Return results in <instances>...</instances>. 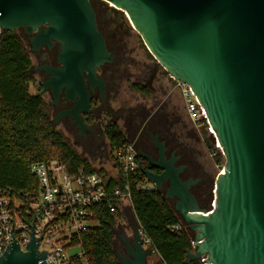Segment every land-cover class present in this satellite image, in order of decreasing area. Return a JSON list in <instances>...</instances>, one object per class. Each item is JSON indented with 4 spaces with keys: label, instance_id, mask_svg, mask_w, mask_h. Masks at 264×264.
<instances>
[{
    "label": "water",
    "instance_id": "water-1",
    "mask_svg": "<svg viewBox=\"0 0 264 264\" xmlns=\"http://www.w3.org/2000/svg\"><path fill=\"white\" fill-rule=\"evenodd\" d=\"M107 1L128 14L156 59L145 84L152 87L160 65L169 79L189 84L226 157L216 178V206L207 213L211 208L202 207L191 191L198 178H183L185 164L176 165L178 157L167 156L164 140L150 132L157 158L137 149L139 157L161 169L140 167L146 177L166 199L177 197L174 210L195 232L186 262L206 256L207 264H264V0ZM0 27L34 33L35 46L52 38L60 41L62 66L46 65L51 77L41 85L56 98L63 87L70 98L78 96L67 112L83 126L79 111L90 104L86 79L104 98L106 80L96 67L116 57L97 26L91 0H0ZM29 225L28 249L20 248L12 231L15 240L0 264H43L48 259L47 251L38 250L44 231L35 237L34 220ZM140 227L135 224L132 237L120 234L128 253L116 250L122 264H149L151 251L143 246Z\"/></svg>",
    "mask_w": 264,
    "mask_h": 264
},
{
    "label": "trees",
    "instance_id": "trees-1",
    "mask_svg": "<svg viewBox=\"0 0 264 264\" xmlns=\"http://www.w3.org/2000/svg\"><path fill=\"white\" fill-rule=\"evenodd\" d=\"M31 63L22 35L17 30L4 29L0 33V184L16 189H36L31 163L52 158L60 159L72 172L84 165L87 170L106 176L103 169L96 170L61 132L53 129L50 108L43 96L30 91L35 81ZM132 86L150 93L144 83ZM202 130L205 135H211L205 126ZM104 131L111 154L129 141L113 121L105 123ZM205 141L208 147L214 148L212 140L207 137ZM139 161L143 168L152 169L143 158L139 157ZM140 178L135 176L130 180L132 207L156 252L166 264H205L201 259L186 262L189 250L193 249L190 229L165 198L164 191L138 187ZM120 183L114 177L107 180L108 186ZM92 208L98 223L75 232L70 245L80 246L89 264H122L114 249V225L120 214L110 212L104 205Z\"/></svg>",
    "mask_w": 264,
    "mask_h": 264
},
{
    "label": "built area",
    "instance_id": "built-area-1",
    "mask_svg": "<svg viewBox=\"0 0 264 264\" xmlns=\"http://www.w3.org/2000/svg\"><path fill=\"white\" fill-rule=\"evenodd\" d=\"M3 30L0 27V33ZM174 80L182 94L189 119L197 128L205 126L215 135L206 109L192 87ZM217 147L222 149L221 145ZM111 160L116 172L106 176L98 171H89L84 165L72 172L58 158L34 161L30 165V172L36 178V189H16L0 184V256L15 238L23 251L28 249L26 244L31 241L29 231L32 230L29 224L34 220V236L41 237L44 231L38 244L39 251L48 252V259L43 264H89L82 248L70 243L75 232L98 223L94 220L92 207L104 205L112 213L123 205L132 207L130 180L135 176L141 177L138 187L144 190L155 189V184L149 181L141 169L135 140L115 148ZM112 177L121 183L108 186L107 180ZM215 206L216 191L207 213L212 212ZM28 221L29 224L26 223ZM174 228H179V225H174ZM140 231L143 246L149 248L151 254H158L142 227ZM191 242L194 248L193 238ZM75 246L79 249L71 252L70 249ZM201 260L207 264L206 256ZM156 264L166 263L159 255Z\"/></svg>",
    "mask_w": 264,
    "mask_h": 264
},
{
    "label": "rangeland",
    "instance_id": "rangeland-1",
    "mask_svg": "<svg viewBox=\"0 0 264 264\" xmlns=\"http://www.w3.org/2000/svg\"><path fill=\"white\" fill-rule=\"evenodd\" d=\"M130 27L131 30L125 37V46L119 49L117 60V64H119V60L125 62L126 68H121L118 73L115 71L116 64L109 66L110 92L104 114L107 120L117 123L131 141L136 140L137 133L129 130L126 120L133 117V115L138 120H143L149 113L154 112L153 118L163 116L172 124L173 129L176 128L175 130L182 135V140L188 145V156L185 152L184 154L189 162L195 163L197 168L194 177L198 178V183L195 185L194 190L198 193L200 205L208 208L215 198L217 174L223 169L226 157L222 149L217 147L216 141L213 140L214 135L212 133L210 136L205 135L202 130L203 127L197 128L189 119L182 94L176 87L175 80H169V72L164 66L160 67L157 78L152 85L156 88V91L150 90V93H143L133 88L134 83H144L145 78L151 73V68L154 67L156 59L144 43L139 32L132 24ZM112 72L117 74L112 75ZM30 91L31 93H37V84H32ZM46 104L48 105L47 102ZM55 129L61 132L64 139L81 153L96 170L103 169L106 175L116 172L111 164L110 145L106 136L103 137V142L98 147L89 151L81 147L82 142L75 143L74 140L77 138L74 136L69 138L62 125H57ZM207 137L214 143V148L207 146L205 141ZM200 189H204V191L200 193ZM171 205L173 206V204ZM117 212L120 216H118L114 225V249L115 251L124 252L120 234L125 232L131 236L132 230L138 221L133 208L128 204L120 207ZM186 226L188 227V225ZM191 234L194 238L195 232L191 231ZM78 249L79 247L75 246L70 250L74 252ZM158 260V254L157 256L155 254L149 256V264H156Z\"/></svg>",
    "mask_w": 264,
    "mask_h": 264
},
{
    "label": "flooded vegetation",
    "instance_id": "flooded-vegetation-1",
    "mask_svg": "<svg viewBox=\"0 0 264 264\" xmlns=\"http://www.w3.org/2000/svg\"><path fill=\"white\" fill-rule=\"evenodd\" d=\"M91 2L96 13L97 26L105 37L107 47L116 54V57L113 62H107L101 66L96 67L97 75L106 80L104 98L102 97L100 88L98 86L91 88L88 80L86 79L88 91L90 94V104L86 111H79L83 118V126L79 125L75 118L69 112H67L75 108L78 102V96H76V98L74 99L70 98L66 92V87H63L58 94V98H56L51 88L43 90V87L41 85V82L43 80L49 79L51 77V73L47 72V70L45 69L46 65H50L53 67L62 66L57 57L58 52L61 49L60 41L52 38L51 42H45L40 44L39 46H35L31 42V38L32 36H34V33H27L25 32L24 28L18 29L23 37L25 49L32 60L30 70L35 76L33 85L37 84V93L43 96L45 102H47L50 107L53 129H55L57 125H62L65 133L69 138H73L74 136L75 138H77L74 140L75 143L82 142L81 147L84 150L89 151H92L93 149L98 147L103 142V137L106 136L104 125L109 120H107L106 115L104 114V110H106L107 99L110 92L109 66L116 64L117 68L115 71L118 73L121 71V68H126L125 62L119 60V64H117V60L119 57V49L125 46V37L130 32V26L132 24H130L131 21H129L130 19H128V14L113 3L107 0H91ZM160 67L161 65L157 68V72L153 79L152 85L154 83V80L157 78ZM111 74L115 75L117 73L112 72ZM147 78H145V81ZM169 80L173 81L174 78ZM146 87L151 91H156L155 87L149 88L147 85ZM153 114L154 112L149 113L143 120H138L134 115L130 119L128 118V120H126L129 130L137 133V137L135 140L136 148L138 150H143L151 154L154 158H157L158 148L153 144V139L150 136V132L156 133L160 140L165 141V144L167 146V156H177L178 158L175 162L176 165L185 164V168L182 173L183 178H196L194 176L196 175L195 170L197 168L195 166V163L189 162L184 154L185 152L188 156L189 148L188 145L185 144V141L182 140V135L175 130L176 128L173 129L172 124H170L165 118H163V116L153 118ZM147 164L148 166L152 167V171L161 172V169L155 166H151L148 162ZM197 183L198 182L191 186V191L198 199V193H196L194 190V187L195 185H197ZM168 185L169 180L164 183L165 187ZM200 191V193H202L204 189H200ZM176 200L177 197L169 199L173 206L175 205ZM132 235L133 230L131 233V237ZM122 247L124 253L128 254L123 241Z\"/></svg>",
    "mask_w": 264,
    "mask_h": 264
},
{
    "label": "bare ground",
    "instance_id": "bare-ground-1",
    "mask_svg": "<svg viewBox=\"0 0 264 264\" xmlns=\"http://www.w3.org/2000/svg\"><path fill=\"white\" fill-rule=\"evenodd\" d=\"M133 24V23H132ZM217 145H220V143H218ZM221 172H223V171H221Z\"/></svg>",
    "mask_w": 264,
    "mask_h": 264
},
{
    "label": "crops",
    "instance_id": "crops-1",
    "mask_svg": "<svg viewBox=\"0 0 264 264\" xmlns=\"http://www.w3.org/2000/svg\"><path fill=\"white\" fill-rule=\"evenodd\" d=\"M157 256V254H155Z\"/></svg>",
    "mask_w": 264,
    "mask_h": 264
}]
</instances>
